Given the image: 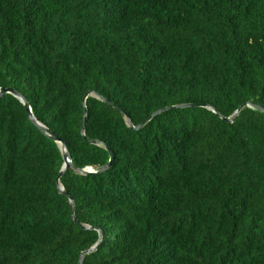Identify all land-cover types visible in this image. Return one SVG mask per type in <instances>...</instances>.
I'll list each match as a JSON object with an SVG mask.
<instances>
[{
	"label": "trees",
	"instance_id": "trees-1",
	"mask_svg": "<svg viewBox=\"0 0 264 264\" xmlns=\"http://www.w3.org/2000/svg\"><path fill=\"white\" fill-rule=\"evenodd\" d=\"M0 87V264H264V0H0Z\"/></svg>",
	"mask_w": 264,
	"mask_h": 264
},
{
	"label": "water",
	"instance_id": "water-1",
	"mask_svg": "<svg viewBox=\"0 0 264 264\" xmlns=\"http://www.w3.org/2000/svg\"><path fill=\"white\" fill-rule=\"evenodd\" d=\"M4 93H10L12 95H14L15 97H17L21 102L22 104L24 105L25 109L27 110L28 114H29V117L30 119L40 128L42 129L43 131H45L48 136L53 139L54 141H56L59 145V148L61 150V154H62V159H63V163H62V166H61V169L59 170L58 172V175L56 177V183H57V186L59 188V190L61 191V193L65 196L68 197L69 199V206H70V212H71V216H72V219L76 222H77V219L75 218L74 216V204H73V200H72V197L66 193L60 182H59V177L62 175V173L64 172V170L70 166H72V163H71V159H70V156L69 154L67 153L66 151V147L65 145L62 143L61 139L56 136L55 134H53L49 129H47L45 126H43L40 122H38L32 115V112H31V108L27 102V100L23 97V95H21L19 92H17L16 90H14L13 88L11 87H8V88H3V87H0V96L3 95ZM106 103L110 104L111 106H114L116 107L111 101H109L108 99H105V98H102ZM195 104H181V105H171V106H165V107H162L156 111H154L153 113H151L147 118L143 119L137 126L138 127H141L142 125H144L150 118H152L154 115L164 111V110H167V109H172V108H176V107H186V106H194ZM246 105H248V103H244L242 105H240L239 108H243L245 107ZM213 112H215L216 114H219V112L216 110V109H212ZM238 113V110H236L232 115L228 116V117H223L224 120L228 121V122H231L233 117ZM84 121H85V117L83 119V123L81 124V133L83 134V131H84ZM131 127H134L132 124H130ZM85 139L87 141H89L90 143H96V140L94 139H91V138H88V137H85ZM111 153H110V158L107 162L106 165L102 166V170L107 168L109 165H110V162H111ZM84 173H94L95 170H93L91 167H86L85 169L82 170ZM99 232V238H98V241L97 243H95L93 246L89 247L88 249L84 250L81 255L79 256V259H78V264H81L82 262V259H83V256L89 252H91L92 250H95L101 240V233L100 231L98 230Z\"/></svg>",
	"mask_w": 264,
	"mask_h": 264
}]
</instances>
